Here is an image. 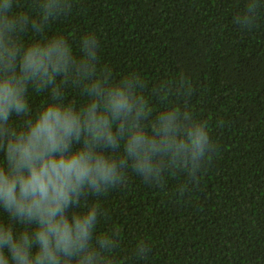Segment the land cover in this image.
Returning a JSON list of instances; mask_svg holds the SVG:
<instances>
[{"label": "trees", "instance_id": "16d2710c", "mask_svg": "<svg viewBox=\"0 0 264 264\" xmlns=\"http://www.w3.org/2000/svg\"><path fill=\"white\" fill-rule=\"evenodd\" d=\"M41 3L19 0L17 11L45 29L29 25L25 44L63 37L82 57L94 36L98 64L90 63L115 84L133 79L148 109L145 135L159 141L153 124L176 109L177 124L201 123L209 134L194 163L158 153L145 177L122 159L115 185L81 193L67 215L96 208L94 264H264V0H62L47 18ZM63 89L65 103L86 102L71 79ZM49 98L30 88L32 112ZM127 139L107 151L121 156Z\"/></svg>", "mask_w": 264, "mask_h": 264}, {"label": "clouds", "instance_id": "9594fccd", "mask_svg": "<svg viewBox=\"0 0 264 264\" xmlns=\"http://www.w3.org/2000/svg\"><path fill=\"white\" fill-rule=\"evenodd\" d=\"M39 6L47 18L62 10V0H42ZM19 7V0H0V209L5 214L0 264H94L90 240L96 208L71 220L67 215L81 193L115 185L124 177L122 159L134 161L133 170L145 177L156 171L158 153L185 165L190 155L194 163L205 154L209 134L201 123L177 124L176 109L153 124L159 141L145 135L140 119L148 109L133 79L115 84L90 63L98 64L97 39L84 38L82 57L63 37L25 44L21 36L29 25L37 32L45 29ZM98 71L95 83H88ZM70 79L87 93L83 105L65 103L61 94ZM30 88L49 93L36 112L28 103ZM125 135L121 156L107 151ZM20 226L24 230L17 235Z\"/></svg>", "mask_w": 264, "mask_h": 264}]
</instances>
